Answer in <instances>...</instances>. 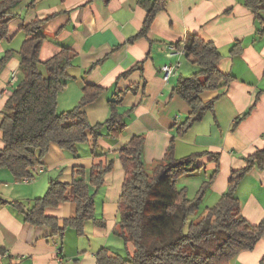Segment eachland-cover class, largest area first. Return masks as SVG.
Returning a JSON list of instances; mask_svg holds the SVG:
<instances>
[{
	"label": "crops",
	"instance_id": "0c3cea01",
	"mask_svg": "<svg viewBox=\"0 0 264 264\" xmlns=\"http://www.w3.org/2000/svg\"><path fill=\"white\" fill-rule=\"evenodd\" d=\"M155 1L17 0L7 7L10 18L7 35L0 41V58L6 52L12 54L0 71V121L5 102L21 78L16 52L27 39L21 29L36 20H45L38 31L45 38L40 61L62 48L75 54L58 95V112L74 108L86 86L99 87L101 95L82 108L89 124L95 126L108 117L107 102L118 91L128 87L136 90L127 92L118 107L125 121L119 137L111 140L104 136V129L100 130L103 137L98 139L97 153L112 160L113 169L99 188L89 187L94 214L84 223L82 236L72 228L52 235L47 226L24 223L22 211L46 193L51 181L71 183L74 168L84 169L88 183L93 163L89 145H78L76 154L71 155L50 144L28 183L0 169V200L6 203L0 204V264H97L95 255L102 248L109 255H116L115 247L120 246L127 254L133 252L116 231L124 180L117 153L134 136L144 137L142 160L147 172L163 159L171 141L176 159L204 154L196 163L202 169L178 180L188 196L187 185H192L190 198L217 168L201 201L205 203L202 213L215 206L227 191L231 173L244 169L246 158L264 150V16L255 19L242 0H163L164 9L156 13L147 33L141 35L147 7ZM192 35L216 47L221 55L217 69L233 79L227 87L200 94L204 102L214 100L213 109L178 135L190 107L174 93V87L178 79L197 71L182 48ZM237 43L238 50L232 52ZM168 64L179 66L164 82L162 67ZM260 164V160L254 162L234 190L241 216L253 226L264 220V165L261 169ZM38 167L43 168L40 174ZM14 203H20L22 211L14 208ZM72 214L70 202L45 210L60 228ZM263 257L264 236L231 264H264Z\"/></svg>",
	"mask_w": 264,
	"mask_h": 264
},
{
	"label": "trees",
	"instance_id": "16d2710c",
	"mask_svg": "<svg viewBox=\"0 0 264 264\" xmlns=\"http://www.w3.org/2000/svg\"><path fill=\"white\" fill-rule=\"evenodd\" d=\"M16 1H0V41L5 39L8 30L10 15L6 9ZM242 1L255 19H262V0ZM164 7L163 0H156L147 7L141 35L147 33L156 13ZM44 21H33L21 29L27 39L16 52L20 81L13 88L1 113L0 169L8 170L15 180L20 181L34 176V169L42 164L50 144L71 155L76 154L78 145H89L93 163L89 169L88 183L84 169L74 168L71 183L51 181L46 193L35 199L26 211H22L20 203L13 204L14 208L23 212L24 223L47 226L52 235L72 228L78 236H82L84 223L92 220L94 214L89 187L99 188L104 176L113 169V161L97 153L98 139L103 137L100 130L104 129V136L111 140L119 137L125 129V121L118 107L125 94L134 92L136 87L118 91L107 102L108 117L95 126L89 124L82 108L101 95L103 90L99 87L86 86L80 102L74 108L58 112V95L65 86L67 68L75 54L62 48L48 60L40 61L39 52L45 38L38 31ZM238 47L239 43L232 48V52L237 51ZM182 48L186 59L195 65L197 71L189 77L178 79L174 87V93L190 107V113L178 128V135H182L213 109L214 100L204 102L200 94L227 87L233 79L217 69L221 55L212 43L192 35ZM11 54L10 51L6 52L0 58V71ZM143 143V135L134 136L117 153L124 180L118 200L116 235L125 245L130 244L133 252L124 258L109 255L107 249L102 248L95 255L97 264H231L239 253L254 248L264 236V220L256 226L246 222L241 216L240 203L234 197V190L254 162L260 160L259 168H263L264 150L246 158L244 169L231 173L227 191L215 206L207 208L196 220L189 221V217L199 211L217 168L200 185L194 197L189 198L186 189L178 188L176 184L181 177L202 169L203 166L196 163L204 154L176 159L171 141L163 159L147 172L142 160ZM214 159L217 164L218 159ZM64 202L73 205V214L63 221L60 228L55 218L45 215V210ZM0 204L6 203L0 200ZM263 261L264 257L261 263Z\"/></svg>",
	"mask_w": 264,
	"mask_h": 264
},
{
	"label": "rangeland",
	"instance_id": "374dc122",
	"mask_svg": "<svg viewBox=\"0 0 264 264\" xmlns=\"http://www.w3.org/2000/svg\"><path fill=\"white\" fill-rule=\"evenodd\" d=\"M197 175V174H196ZM187 177H190V176H187ZM182 182H177V184H176V186L178 187V188H182V184H181ZM188 187V190H189V196H190V193H191V191L193 190L192 189V185L190 184V185H187ZM188 196V197H189ZM190 198V197H189ZM204 206H205V203L204 202H202L201 203V205H200V208H199V211L197 212V214L196 215H194V216H190L189 217V221H191V220H196L197 218H199L200 217V215L202 214V212H203V210H204ZM122 245V244H121ZM116 248V255H120V256H122V257H124V258H126L127 257V253H126V250H125V248H124V246H120V247H115ZM133 251V250H132ZM132 253V252H131Z\"/></svg>",
	"mask_w": 264,
	"mask_h": 264
},
{
	"label": "built area",
	"instance_id": "2783aa9c",
	"mask_svg": "<svg viewBox=\"0 0 264 264\" xmlns=\"http://www.w3.org/2000/svg\"><path fill=\"white\" fill-rule=\"evenodd\" d=\"M172 50V49H171ZM179 66V64H173V65H164L162 67V73H163V81L164 82H168L170 76L172 75V73L174 72V70ZM43 172V168L42 167H38L37 169V174H40ZM34 179V176L33 177H25L23 178L21 181L24 182V183H28L30 181H32Z\"/></svg>",
	"mask_w": 264,
	"mask_h": 264
}]
</instances>
